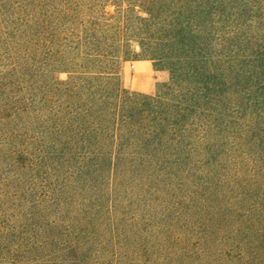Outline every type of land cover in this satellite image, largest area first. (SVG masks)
<instances>
[{"label": "rangeland", "instance_id": "obj_1", "mask_svg": "<svg viewBox=\"0 0 264 264\" xmlns=\"http://www.w3.org/2000/svg\"><path fill=\"white\" fill-rule=\"evenodd\" d=\"M115 1L0 0V264H264V156L239 128L225 134L216 166L150 207L124 188L112 211L110 180L77 188L51 154L47 90L68 76L52 65L54 17L71 4L90 14L97 3L109 17ZM119 67L127 129L155 135L156 90L168 71L144 57ZM148 214L158 217L136 223Z\"/></svg>", "mask_w": 264, "mask_h": 264}, {"label": "trees", "instance_id": "obj_2", "mask_svg": "<svg viewBox=\"0 0 264 264\" xmlns=\"http://www.w3.org/2000/svg\"><path fill=\"white\" fill-rule=\"evenodd\" d=\"M98 4L90 14L71 4L52 24V65L68 76L47 90L51 154L77 188L108 179L112 211L124 188L150 207L216 166L227 132L243 131L264 156V0H120L109 17ZM127 57L169 73L156 90L155 135L127 129Z\"/></svg>", "mask_w": 264, "mask_h": 264}]
</instances>
